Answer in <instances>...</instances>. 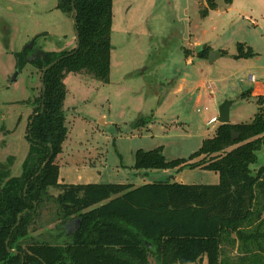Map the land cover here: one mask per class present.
Wrapping results in <instances>:
<instances>
[{
  "label": "rangeland",
  "instance_id": "obj_1",
  "mask_svg": "<svg viewBox=\"0 0 264 264\" xmlns=\"http://www.w3.org/2000/svg\"><path fill=\"white\" fill-rule=\"evenodd\" d=\"M212 1L213 9L206 0H113L108 83L85 74L64 80V159L80 160V166L93 159L92 184L141 183L131 172L137 150L161 147L166 161L187 159L214 135L226 101L229 124L252 122L257 93L264 98V0ZM57 5L58 0H0V163L12 158L13 177L20 176L27 156L26 127L41 87L40 71L28 62L19 71L15 56H23L32 40L33 49L44 53L75 47L71 16ZM238 43L254 56L235 59ZM201 47L224 54L209 64L196 57ZM15 72L17 80L10 84ZM138 119L148 123L136 127ZM262 166L264 148L256 152L252 174ZM152 171L159 181L178 175L184 184L218 182L207 170ZM75 178L72 172L71 181ZM47 194L51 198L57 191ZM56 211L47 198L29 238L61 242Z\"/></svg>",
  "mask_w": 264,
  "mask_h": 264
},
{
  "label": "trees",
  "instance_id": "obj_2",
  "mask_svg": "<svg viewBox=\"0 0 264 264\" xmlns=\"http://www.w3.org/2000/svg\"><path fill=\"white\" fill-rule=\"evenodd\" d=\"M206 2L214 8L212 0ZM112 5L113 0H58L60 11L76 16L79 47L46 53L44 62L32 64L42 86L31 103L20 176H10L11 157L0 163V264H150L149 259L155 264H264V166L255 174L250 170L264 148L262 96L251 123L218 125L187 159L166 161L161 147L134 153V170H207L217 174V184L58 183L56 159L68 132L64 80L85 74L108 83ZM236 49L235 59L254 56L245 44ZM209 51L203 47L196 57L206 60ZM15 57L21 71L26 62L21 54ZM140 120L136 127L148 123ZM48 189L56 196L50 198ZM47 198L57 206L55 232L62 240L56 244L29 238ZM72 220L78 225L68 234L65 224ZM233 251L235 257L229 255Z\"/></svg>",
  "mask_w": 264,
  "mask_h": 264
},
{
  "label": "crops",
  "instance_id": "obj_3",
  "mask_svg": "<svg viewBox=\"0 0 264 264\" xmlns=\"http://www.w3.org/2000/svg\"><path fill=\"white\" fill-rule=\"evenodd\" d=\"M202 48L203 47H201V50H202ZM210 50H211V48H210ZM218 53L220 54V52H218ZM220 56H221V54H220ZM188 60H190V59H188ZM258 95L259 94L257 93V96ZM63 112H64V110H63ZM64 114H65V112H64ZM67 134H68V132H67ZM66 138H67V136H66ZM64 152H65V150H62L61 154L56 159V161H58L57 165H58V168H59L58 183L59 184H73V185H76V184H92L90 182L91 178L93 176L92 171L95 170V167H93L94 166L93 159H92V161H89L91 164H88V163L84 162L80 166L78 164V162H80V160L77 161V162H71V163L69 161L65 160L64 159ZM87 160H89V159H87ZM11 168L12 167H10V176H11ZM131 170H132L131 172H132V174L134 176H139L140 177L141 183H139L138 185H137V183H129V184L127 183L128 185H132L134 187L135 186L137 187L139 185H144V184L165 182V181H159V180H156L154 178H151V176L154 175L152 170H145V171L144 170L137 171V170H134V169H131ZM72 172L76 174V178L74 180H76L77 182H72L71 181ZM145 176H147V178H150V179L155 180V181H148V179L145 178ZM11 177H13V176H11ZM173 178L174 179H171L172 180L171 182L184 184V182L177 181L178 180L177 179L178 175H175ZM132 182H134V181H132ZM114 184H118V183H114ZM212 184H214V183H212Z\"/></svg>",
  "mask_w": 264,
  "mask_h": 264
},
{
  "label": "water",
  "instance_id": "obj_4",
  "mask_svg": "<svg viewBox=\"0 0 264 264\" xmlns=\"http://www.w3.org/2000/svg\"><path fill=\"white\" fill-rule=\"evenodd\" d=\"M75 19H76V16L75 14L73 13L72 17H71V21H72V25H73V28L75 27ZM74 40H75V51L78 50V47H79V40H78V32L77 30H74ZM33 43H34V40H32L28 46H26V48L23 50L22 54H23V57H24V60L25 62H28L30 64H33L39 60H42L43 62L45 61L46 59V53L40 51V50H36L34 51V53L29 56L28 58L26 57L25 53L27 50H32L33 48ZM201 49L200 48H197V52L199 53ZM220 54L218 52H214V51H209L208 52V55H207V60H208V63L209 64H213L215 62V60L217 58H219ZM56 62H53L51 64H49L42 72L41 74V80L43 79L45 73L47 70H49L53 65H55ZM17 76H18V72H15L10 80V84H13L16 80H17ZM41 86H42V83H41ZM231 105V102H224L220 107H219V111H218V123L219 125H225V124H228V120H229V107ZM237 138V135L233 134L232 136V140H235ZM77 225H78V222H76V228H77ZM76 228H74L73 232L76 230ZM70 234V233H69Z\"/></svg>",
  "mask_w": 264,
  "mask_h": 264
},
{
  "label": "flooded vegetation",
  "instance_id": "obj_5",
  "mask_svg": "<svg viewBox=\"0 0 264 264\" xmlns=\"http://www.w3.org/2000/svg\"><path fill=\"white\" fill-rule=\"evenodd\" d=\"M33 49V48H32ZM35 49H33L30 53L29 56H31L34 53ZM27 52V51H26ZM26 55V53H25ZM28 58V56H27ZM41 84V83H40ZM33 108V106H32ZM74 228H76V220H72V221H68L67 224H65V229L67 230V233L71 234V232H73Z\"/></svg>",
  "mask_w": 264,
  "mask_h": 264
},
{
  "label": "built area",
  "instance_id": "obj_6",
  "mask_svg": "<svg viewBox=\"0 0 264 264\" xmlns=\"http://www.w3.org/2000/svg\"><path fill=\"white\" fill-rule=\"evenodd\" d=\"M250 80L251 81H254L253 77H250ZM206 89L209 90V91H212L211 88L209 86H206Z\"/></svg>",
  "mask_w": 264,
  "mask_h": 264
}]
</instances>
